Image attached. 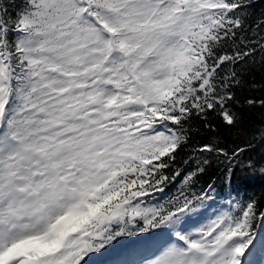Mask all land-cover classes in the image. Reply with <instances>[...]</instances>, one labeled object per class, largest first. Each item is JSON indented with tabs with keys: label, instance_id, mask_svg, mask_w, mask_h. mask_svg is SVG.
<instances>
[{
	"label": "rangeland",
	"instance_id": "374dc122",
	"mask_svg": "<svg viewBox=\"0 0 264 264\" xmlns=\"http://www.w3.org/2000/svg\"><path fill=\"white\" fill-rule=\"evenodd\" d=\"M57 2L65 3L64 15H39L45 27H60L47 30L54 40L26 43L30 51L44 50L31 60L45 70L25 85L33 95L29 112L23 111L25 96L17 110L5 106L13 98L0 56V264H116L136 254V264H264V230L246 244L245 235L235 233L240 224L230 200L213 197L203 207L182 208L143 236L136 215L147 224L155 207L140 194L106 201L111 208L101 211L91 197L86 200L117 185L121 161L145 163L135 147L173 143V136L161 135L168 132L158 124L160 109L181 105L184 83L203 68L188 38L199 15L220 9L219 0L210 6L199 0H99L97 10L116 29L119 44L96 26L83 0H75L79 13L73 0ZM112 55L133 76L116 78L122 87L99 90L86 78L111 69ZM98 92L103 102L97 107ZM113 110L125 118H114ZM136 118L151 119L142 126ZM115 224L132 231L113 232Z\"/></svg>",
	"mask_w": 264,
	"mask_h": 264
},
{
	"label": "trees",
	"instance_id": "16d2710c",
	"mask_svg": "<svg viewBox=\"0 0 264 264\" xmlns=\"http://www.w3.org/2000/svg\"><path fill=\"white\" fill-rule=\"evenodd\" d=\"M83 1L93 17L112 37L116 36V29L106 25V18L97 10L99 0ZM209 1L199 0L203 6H210ZM217 6L218 11L207 14L205 10L197 17L196 33L187 37L194 43L203 68L184 83L181 105L165 104L160 109L158 118L166 121L172 132L161 135L173 136V143L155 142V148L147 147L155 144L151 140L148 145L135 147L145 163L121 161L117 185L104 197H93V192L88 196L95 190L91 188L86 200L97 202L101 211L111 208L106 201L118 197V202H124L140 194L143 202L155 207L147 224L140 214L136 215L140 229L148 233L182 208L203 207L208 198L223 200L231 195L235 203L231 213L240 224L235 233L242 232L249 244L264 230V0H219ZM73 8L80 12L75 0ZM66 9L65 3L57 0H0V56L13 98L5 106L9 105L11 111L27 99L29 104L23 111L29 112L33 95L27 94L25 85L44 69L31 60L44 50L34 47L30 51L26 43H49L55 37L48 36V28H60L50 22L45 27L39 15L49 10L64 15ZM193 30L189 29L191 33ZM113 40L119 44L116 37ZM113 58L108 61L111 69L96 70L86 78L97 81L99 90L108 82L122 87L116 78L133 76L131 71L126 72L123 62ZM120 90L123 96L128 93ZM114 110V118H125L121 113L115 115ZM21 113L18 111L19 116ZM147 119L134 120L143 126ZM163 144L167 146L162 148ZM133 206V210L138 208L136 203ZM117 229L122 233L132 231L115 224L112 230Z\"/></svg>",
	"mask_w": 264,
	"mask_h": 264
},
{
	"label": "water",
	"instance_id": "95a60500",
	"mask_svg": "<svg viewBox=\"0 0 264 264\" xmlns=\"http://www.w3.org/2000/svg\"><path fill=\"white\" fill-rule=\"evenodd\" d=\"M98 96V99H97V101L95 102L96 104L97 103H101V101H102V96L100 95V93L97 95ZM243 264V263H242Z\"/></svg>",
	"mask_w": 264,
	"mask_h": 264
},
{
	"label": "bare ground",
	"instance_id": "6f19581e",
	"mask_svg": "<svg viewBox=\"0 0 264 264\" xmlns=\"http://www.w3.org/2000/svg\"><path fill=\"white\" fill-rule=\"evenodd\" d=\"M120 262H121V260L117 261L116 264H120ZM113 264H115V263H113Z\"/></svg>",
	"mask_w": 264,
	"mask_h": 264
}]
</instances>
